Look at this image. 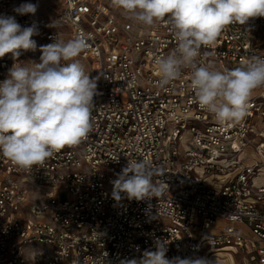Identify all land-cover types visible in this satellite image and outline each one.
<instances>
[{"label": "built area", "instance_id": "2783aa9c", "mask_svg": "<svg viewBox=\"0 0 264 264\" xmlns=\"http://www.w3.org/2000/svg\"><path fill=\"white\" fill-rule=\"evenodd\" d=\"M23 3L37 4L35 15L13 12ZM0 14L38 25L35 59L57 38L90 33L78 58L91 61L85 72L98 78L92 131L80 145L30 171L0 154V264H122L157 242L169 259L249 250L264 264V182L256 184L264 178V87L242 121L221 125L194 101L188 70L156 86L154 58L177 47L164 22L143 26L108 0H62L47 10L40 0H0ZM257 25L258 17L228 26L198 62L234 69L264 57ZM14 63L26 66L11 53L0 58V82ZM189 137L193 146L182 153ZM128 158L150 162L163 196L113 199L111 181Z\"/></svg>", "mask_w": 264, "mask_h": 264}, {"label": "clouds", "instance_id": "9594fccd", "mask_svg": "<svg viewBox=\"0 0 264 264\" xmlns=\"http://www.w3.org/2000/svg\"><path fill=\"white\" fill-rule=\"evenodd\" d=\"M143 26L164 22L177 47L167 56L154 58L156 86L164 89L188 70L194 101L221 125L242 121L252 93L264 87V57L252 56L234 69H219L198 62L201 48L214 47L230 25H245L264 17V0H111ZM38 5L23 3L13 8L17 15H35ZM57 27L54 22L53 25ZM38 25L22 27L15 16L0 14V58L21 50L35 51ZM92 36L83 31L67 41L56 39L41 46L39 62L31 66L14 63L8 78L0 82V154L20 170L30 171L64 148L80 145L92 131L91 112L97 94V77L90 78L77 57L90 47ZM135 81H132L134 83ZM155 169L143 159H130L113 184L112 196L120 201H141L164 195ZM165 243L142 258L122 264H210L199 257L166 256Z\"/></svg>", "mask_w": 264, "mask_h": 264}, {"label": "rangeland", "instance_id": "374dc122", "mask_svg": "<svg viewBox=\"0 0 264 264\" xmlns=\"http://www.w3.org/2000/svg\"><path fill=\"white\" fill-rule=\"evenodd\" d=\"M40 7L42 10H47L51 6L57 7L61 3V0H40ZM111 0H108L110 2ZM257 34H259L261 40L264 39V17H258V25H257ZM20 58L24 60L26 66H31L33 62H39V59H35L31 56V51H23L20 55ZM79 60V62L84 66V69H88L89 62L91 61H85L81 58H76ZM192 137L187 138L185 141H180L178 147L180 151L183 153L187 149H190L193 145L191 143ZM257 159H263L262 157H259L257 154ZM263 176V174H260ZM264 182V178H260L256 180V184H260ZM223 221H218V226L220 230L223 228ZM211 230H215L214 228H211ZM241 230L243 233H246L247 231L245 228L241 227ZM254 254L251 253L249 250L247 251H239V252H215L210 257L208 255L204 256V259L209 261L210 264H258V262L253 257ZM232 257V260H231Z\"/></svg>", "mask_w": 264, "mask_h": 264}, {"label": "crops", "instance_id": "0c3cea01", "mask_svg": "<svg viewBox=\"0 0 264 264\" xmlns=\"http://www.w3.org/2000/svg\"><path fill=\"white\" fill-rule=\"evenodd\" d=\"M25 1H28V0H25ZM61 2H62V0H61ZM60 4H61V3H60ZM60 4H59V5H60ZM41 7H42V6H41ZM231 260H232V257H231Z\"/></svg>", "mask_w": 264, "mask_h": 264}, {"label": "bare ground", "instance_id": "6f19581e", "mask_svg": "<svg viewBox=\"0 0 264 264\" xmlns=\"http://www.w3.org/2000/svg\"><path fill=\"white\" fill-rule=\"evenodd\" d=\"M41 2V1H40ZM41 5V4H40Z\"/></svg>", "mask_w": 264, "mask_h": 264}]
</instances>
